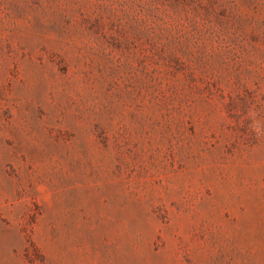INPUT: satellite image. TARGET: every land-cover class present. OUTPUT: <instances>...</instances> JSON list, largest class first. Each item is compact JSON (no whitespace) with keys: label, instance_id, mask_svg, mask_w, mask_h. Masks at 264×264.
Masks as SVG:
<instances>
[{"label":"rangeland","instance_id":"374dc122","mask_svg":"<svg viewBox=\"0 0 264 264\" xmlns=\"http://www.w3.org/2000/svg\"><path fill=\"white\" fill-rule=\"evenodd\" d=\"M0 264H264V0H0Z\"/></svg>","mask_w":264,"mask_h":264}]
</instances>
